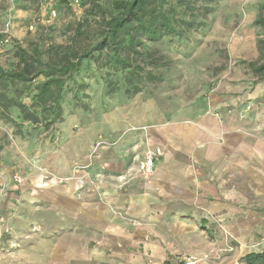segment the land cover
I'll use <instances>...</instances> for the list:
<instances>
[{"label": "rangeland", "instance_id": "374dc122", "mask_svg": "<svg viewBox=\"0 0 264 264\" xmlns=\"http://www.w3.org/2000/svg\"><path fill=\"white\" fill-rule=\"evenodd\" d=\"M110 2L0 0V68H15L20 48L29 55L39 49L44 63L55 48L91 50L104 37L102 16L111 10ZM196 7L194 20L189 19L196 23L183 36L140 49L149 50L150 59L134 57L162 79L145 81L141 93H126L131 85L125 73L105 65L104 52L67 80L64 116L55 125L24 121L14 108L15 125L0 119V264H161L144 245L113 238L105 220L86 211V204H97L100 211L105 203L104 190L97 188L105 182V150L141 145L151 128L207 115L235 120L250 127L254 138L264 139V80L248 66L264 64V31L257 24L264 17V0H216L208 8ZM44 82L43 76L37 78L31 92L23 94L26 105ZM66 169L76 176L56 172ZM90 170L97 175L87 185ZM75 177L77 218L52 213L53 188ZM7 192L14 197L6 198ZM22 192L30 199L20 211ZM20 213L26 222L19 221ZM186 259L191 258H180Z\"/></svg>", "mask_w": 264, "mask_h": 264}, {"label": "crops", "instance_id": "0c3cea01", "mask_svg": "<svg viewBox=\"0 0 264 264\" xmlns=\"http://www.w3.org/2000/svg\"><path fill=\"white\" fill-rule=\"evenodd\" d=\"M236 124L214 115L173 121L151 128L141 145L105 150V182L97 184L105 203L100 211L97 204H86V211L105 220L113 238L144 245L161 264H171L170 259L183 264L184 256L198 264H251L252 255L262 256L253 264H264V139ZM149 148H161L163 156L145 177L139 163ZM94 173H87V185ZM76 178L53 188L52 213L77 218ZM29 199L22 192L20 211ZM21 213L19 221L26 222Z\"/></svg>", "mask_w": 264, "mask_h": 264}, {"label": "trees", "instance_id": "16d2710c", "mask_svg": "<svg viewBox=\"0 0 264 264\" xmlns=\"http://www.w3.org/2000/svg\"><path fill=\"white\" fill-rule=\"evenodd\" d=\"M92 1L98 5L100 0ZM215 1L111 0V10L102 16L104 37L91 50H65L61 47L58 51L55 48L54 57L44 63L41 60L43 53L39 49L35 50L34 55H29L26 50L20 48L16 53L18 63L15 68H0V119L15 125L17 122L10 115V110L14 108L24 121L47 128L55 125L64 116L63 103L67 93V80L81 72L84 62L89 67L94 61V55L104 52L105 65L125 73V80L131 85L126 93H141L145 81L155 83L162 79L160 75L146 71V62L134 58L136 55L145 59L152 58L153 54L149 50L140 52V49L158 44L166 38L183 36L185 28L193 27L196 23L189 20H194L196 5L204 4V7L208 8V5ZM257 24L264 31V17L258 18ZM151 64L156 65L157 62L153 61ZM248 66L264 80V64L249 63ZM42 76L45 82L34 90L36 93L31 98V106L26 105L21 97L23 94L28 95L32 84ZM116 89L112 85L109 86L111 93H115ZM260 258L262 256L252 255L247 261L253 264Z\"/></svg>", "mask_w": 264, "mask_h": 264}, {"label": "built area", "instance_id": "2783aa9c", "mask_svg": "<svg viewBox=\"0 0 264 264\" xmlns=\"http://www.w3.org/2000/svg\"><path fill=\"white\" fill-rule=\"evenodd\" d=\"M163 156V152L160 148H157L152 151H148L142 162L140 163V171L145 177H150L156 167V162ZM16 180H18V177L16 176ZM183 264H197V261L195 259H186L183 261Z\"/></svg>", "mask_w": 264, "mask_h": 264}]
</instances>
